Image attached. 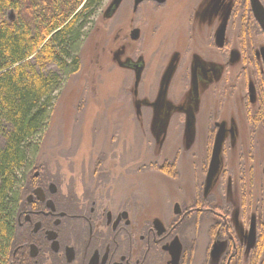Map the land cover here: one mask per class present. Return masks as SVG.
<instances>
[{
	"label": "flooded vegetation",
	"instance_id": "1",
	"mask_svg": "<svg viewBox=\"0 0 264 264\" xmlns=\"http://www.w3.org/2000/svg\"><path fill=\"white\" fill-rule=\"evenodd\" d=\"M259 1L264 8V0ZM144 2L159 9L167 0H143L135 9L134 0H129L131 14L138 13ZM120 6L103 19H112ZM146 14L135 22L131 17L130 27L125 23L124 35L121 24H116L114 44L108 51L110 64L129 69L133 82L140 69L138 85L146 66L145 55L137 54L139 50L135 49V56H131L127 50L130 43L141 40ZM134 28L139 30L136 40L130 35ZM182 36L186 44L174 49L166 65L174 68L165 94L171 82L180 88L182 83L176 98L183 92V101H171L174 107L169 113L168 109L150 105L155 104L158 89L154 99L133 94L137 87L130 93L149 107L148 114L132 110L142 133L144 129L150 132L154 121L160 125V148L169 132H179L183 127L184 116L190 110L196 111V99H212L207 103L211 111L207 141L199 151L200 155L203 150L204 157L192 187L177 198L168 196L154 205L145 188L118 192L100 187L106 185L105 178L96 172L94 193L89 189L76 195L71 190L62 191L47 166L35 162L26 174L27 190L16 216L15 264H197L200 249L202 261L206 259L210 264L208 254L222 245L218 264L264 263V154L260 153L264 148V29L251 0H194ZM186 54H190L188 60ZM219 129L223 131L220 164L205 190ZM182 143L184 151L195 154V131ZM177 160L164 159L160 166L147 160L140 162L136 170L145 175L149 170H158L171 176ZM109 180L121 182L112 174ZM176 192L180 193L178 189ZM233 215H237L235 223ZM204 224L207 239L200 246L198 234ZM246 251L249 254L245 261Z\"/></svg>",
	"mask_w": 264,
	"mask_h": 264
},
{
	"label": "rangeland",
	"instance_id": "2",
	"mask_svg": "<svg viewBox=\"0 0 264 264\" xmlns=\"http://www.w3.org/2000/svg\"><path fill=\"white\" fill-rule=\"evenodd\" d=\"M109 2L110 0H103L96 13L89 18L85 29L93 23L95 26L81 45L79 71L69 79L68 75L62 76L63 82L54 94L48 124L40 134L41 144L36 164L47 166L50 175L59 181L58 185L62 191L71 190L80 195L91 189L93 194L96 190V172H101L105 178L103 183L106 185L101 184L100 187L118 192L130 187L145 188L152 203L156 205L158 200H166L168 196L177 198L182 195L192 187L195 177L199 176L204 157L203 150L200 155L199 151L207 141V125L211 112H208L210 106H207V103L211 98L208 101L204 97L200 107L194 105L195 145L198 146L194 154L183 149L182 141L187 137L182 126L179 132H169L161 148L163 140L159 138L160 125H155L156 121L150 124V132L147 133L144 129L145 132L142 133L135 117L132 116V110L138 109V112L148 114L149 107L140 99H133L130 92L133 87H137L133 94L137 92L138 97L155 98L161 70L170 62L174 49L186 44L182 33L188 27L194 0H167L159 9H154L149 2H144L136 14H131L129 0H124L116 15L106 21L103 18L108 17L104 16V11ZM144 14L146 23L142 27V38L130 43L127 50L131 56H135V49L139 50L136 51L137 54L145 55L146 66L142 82L135 85L129 69L110 64L108 51L114 44V26L121 24L125 29H122L121 35H124L128 26L130 27L128 20L132 17V22L139 21ZM6 17L12 19L14 13L7 11ZM125 23L128 24L127 28ZM154 27L156 29L153 32ZM189 55L184 56L185 60L189 59ZM179 89L181 92L182 83L180 88L177 83L174 86L171 82L169 93L165 94L161 104L164 100L180 102L185 93L182 92V95H177L176 98ZM216 115L219 116L217 110ZM260 150V153L264 154V148ZM174 158H178L174 163L176 173L171 176L158 170H149L148 175L136 170L140 162L149 160L151 164L160 166L164 159L174 161ZM110 174L117 175L121 182L108 181ZM236 217L237 215H233L234 223ZM203 223L206 224V221ZM205 224L198 234L200 246L207 239ZM223 251L224 245L213 247L208 254L209 263L218 264ZM248 254V251L244 252L245 261ZM202 256L200 249L195 259L197 264H207L206 259L202 261Z\"/></svg>",
	"mask_w": 264,
	"mask_h": 264
},
{
	"label": "trees",
	"instance_id": "3",
	"mask_svg": "<svg viewBox=\"0 0 264 264\" xmlns=\"http://www.w3.org/2000/svg\"><path fill=\"white\" fill-rule=\"evenodd\" d=\"M102 1L0 0V264L16 263L26 174L62 76L69 79L81 67L80 48L95 25L85 28Z\"/></svg>",
	"mask_w": 264,
	"mask_h": 264
},
{
	"label": "water",
	"instance_id": "4",
	"mask_svg": "<svg viewBox=\"0 0 264 264\" xmlns=\"http://www.w3.org/2000/svg\"><path fill=\"white\" fill-rule=\"evenodd\" d=\"M143 0H134V9L136 8V6L142 2ZM158 3L164 2V0H155ZM122 2V0H110V2L108 3L105 11H104V16L106 17H110L118 8V6L120 5V3ZM251 6H252V10L256 16V18L259 20L262 28L264 29V8L262 6V4L260 3L259 0H251ZM131 39L135 40L138 38L139 35V30L137 28H134L131 31ZM173 66L172 65H168L165 74L161 80L160 83V90L158 93V98L156 100V103H160L162 98L165 95V88L168 84V81L170 79V76L173 72ZM140 76V69L136 72V81H138ZM194 114L192 112V110L189 111V115L187 116L186 119V127H185V135H186V140H189V136L191 134H193V130H194ZM222 140H223V131L222 129H219L216 137H215V141L213 144V150H212V155H211V160L209 163V169H208V173H207V178H206V184H205V190H207L211 184V181L213 179V177L215 176V174L218 172V168H219V164H220V159H219V154H220V149H221V145H222Z\"/></svg>",
	"mask_w": 264,
	"mask_h": 264
},
{
	"label": "bare ground",
	"instance_id": "5",
	"mask_svg": "<svg viewBox=\"0 0 264 264\" xmlns=\"http://www.w3.org/2000/svg\"><path fill=\"white\" fill-rule=\"evenodd\" d=\"M199 67V63H197L196 65H194V67H195V71H196V69ZM137 83V82H136ZM203 98H204V96L202 97V100L200 101V99H196V101H195V106H199V105H201V102L203 101ZM150 105L151 106H153V108H158V109H168V110H170V112L169 113H171V110L173 109V107H174V105L172 104V102L171 101H167V100H164L163 101V103L161 104V103H156L155 102V104H153V103H150ZM204 106H205V104H204ZM193 112V114L195 115V111H192ZM186 119H187V116H186V118H185V116H184V124H183V127H184V131H185V127H186ZM194 131L196 132V130L194 129Z\"/></svg>",
	"mask_w": 264,
	"mask_h": 264
}]
</instances>
